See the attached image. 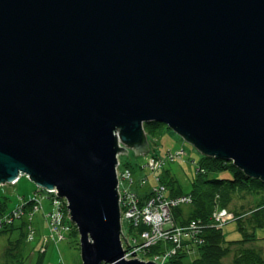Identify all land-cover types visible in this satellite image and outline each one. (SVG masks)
I'll return each instance as SVG.
<instances>
[{
    "label": "water",
    "instance_id": "95a60500",
    "mask_svg": "<svg viewBox=\"0 0 264 264\" xmlns=\"http://www.w3.org/2000/svg\"><path fill=\"white\" fill-rule=\"evenodd\" d=\"M150 122L264 182V0H0V185L57 189L83 264H156L117 177Z\"/></svg>",
    "mask_w": 264,
    "mask_h": 264
},
{
    "label": "trees",
    "instance_id": "16d2710c",
    "mask_svg": "<svg viewBox=\"0 0 264 264\" xmlns=\"http://www.w3.org/2000/svg\"><path fill=\"white\" fill-rule=\"evenodd\" d=\"M161 125L164 124L150 122L146 123L144 127L146 131L148 129V132L156 135L157 130L154 128ZM144 143L145 137L140 145ZM153 157L156 158L155 156ZM156 180L157 185L167 186L165 189L168 198H174L183 194L192 195L193 197L191 204L180 205L173 209V219L176 226H187L192 221L208 224L214 212L217 209L228 210L233 204L235 197L246 198L251 196L255 203L248 212H232L235 215L233 220L237 222L236 230L240 233V238L229 239L224 232V226L221 228L209 226L204 234L205 243L203 245L198 246L190 242L184 243L179 251L170 258L169 264H264L262 250L256 245L260 241L259 233L264 232V182L262 180L249 177L231 161L207 156L202 157L196 176L191 182L192 188L188 193H184L180 182L175 177H171L170 179L157 177ZM136 194L140 196V206H144L145 202L152 195V192L144 195ZM7 199V197L0 196L1 214H9L6 207ZM31 203H33L32 200H28L25 209ZM30 215L33 214L31 213ZM22 218L24 216L16 219L15 222H18L17 220H21ZM26 221L28 223V218L22 221L23 226H26ZM15 222L0 229V234L13 232L16 227ZM123 229L125 235L134 234V240L139 238V235L146 230V226L144 224L134 226L131 222H124ZM70 234L76 235L78 234V230L74 229ZM20 240V238H14L9 243H19ZM171 245V243L159 242L152 247L151 252L157 253L163 251L166 248H171ZM46 253L47 250L41 253L38 264H42L43 256ZM9 254L13 259L16 258L11 252ZM232 255V261L227 263V259H230ZM17 261L18 264L24 263V249L20 257L16 259V264Z\"/></svg>",
    "mask_w": 264,
    "mask_h": 264
},
{
    "label": "rangeland",
    "instance_id": "374dc122",
    "mask_svg": "<svg viewBox=\"0 0 264 264\" xmlns=\"http://www.w3.org/2000/svg\"><path fill=\"white\" fill-rule=\"evenodd\" d=\"M145 125V124H144ZM145 128V127H144ZM157 130V134L147 133L150 143V152L147 155H136L133 149L129 150L128 154L118 155L119 173L123 174L127 167L132 171L135 184L131 185L126 183V187L133 192L144 195L157 186V177L163 179H170L175 177L181 184L184 193H188L191 190V182L196 176L199 165L201 164L202 157L204 156L193 144L186 141L180 134L168 127L166 124L154 128ZM118 136V131L115 133ZM184 149V157L176 160L174 163H167L161 170L153 173L148 166L150 158L155 156L157 158L164 159L169 152H175L180 149ZM223 176V175H221ZM225 176V175H224ZM219 177V176H218ZM143 179H147V184L141 186L140 183ZM164 186V185H163ZM164 187H167L166 185ZM0 196L7 197V212H12L19 206L25 204L31 200L38 198L43 201V206L33 217L31 214L32 208H35V203H31L27 208L23 210L24 218L15 222V229L11 233L0 234V264H16L15 261L23 252L24 249V263L23 264H38L39 257L43 251V248L47 250V253L43 256L42 264H83L81 257L80 235H70L69 239L56 243L51 238L55 236H49L47 233L48 223L45 219V215L52 212L55 208L52 204V194L47 189H40L35 182H33L27 175H22L19 182L16 184H5L0 187ZM255 205L254 199L251 196L246 198L235 197L233 204L228 208L230 212H248L250 208ZM187 207V206H186ZM29 208L30 211H29ZM218 210V209H217ZM5 214L0 213V217H4ZM28 218L26 226L22 225V221ZM36 218V219H35ZM5 220L3 219V223ZM124 222L129 223L124 218L121 219L122 224V238L125 237L123 225ZM47 225V226H46ZM34 228V234L30 237V228ZM237 222L230 221L224 226V232L229 239H238L241 237L240 233L236 230ZM32 228V229H33ZM3 229V228H0ZM128 233V231H127ZM124 235V236H123ZM129 235V234H128ZM131 235V236H130ZM129 239L131 243H134V234L130 233ZM260 241L256 245L261 248L264 255V232L259 233ZM14 238H20L19 243L11 242ZM91 239V238H90ZM92 240V239H91ZM123 242V241H122ZM22 244V245H21ZM49 244V245H48ZM127 246V244L125 243ZM11 252L16 258H12L9 254ZM126 255V254H125ZM128 256V255H127ZM126 258V261L139 258ZM233 259V255L230 259H227V263H230ZM139 260V259H138ZM141 261V260H140ZM18 264V261H17ZM102 264H114L105 263Z\"/></svg>",
    "mask_w": 264,
    "mask_h": 264
},
{
    "label": "built area",
    "instance_id": "2783aa9c",
    "mask_svg": "<svg viewBox=\"0 0 264 264\" xmlns=\"http://www.w3.org/2000/svg\"><path fill=\"white\" fill-rule=\"evenodd\" d=\"M184 156L183 150L168 153L167 157L151 158L148 166L152 171H157L166 162H173ZM124 181L127 180L132 183V174L128 169L123 173ZM123 198L121 201L122 219L131 222L134 226L143 223L147 226V230L141 235V240H134L131 244L134 251L138 253L140 259L152 260L159 264H167L170 258L183 246L184 243L190 242L194 245H199L202 242V235L204 230L211 227H222L233 215L228 211H216L214 213L215 223L211 225L203 224L200 221H192L187 226H176L174 223L172 210L184 204H191L193 202L192 195H181L174 198L166 196V189L163 185H158L153 189L152 196L145 202L144 206L141 205L140 197L126 189V184L121 183ZM145 184V181H142ZM52 196V203L54 210L48 215L49 227L51 236L61 237L62 234L69 230L71 225V218L69 216V209L66 211V200L62 199L58 194V190H48ZM37 205L35 209H39L41 202L36 199ZM68 204V203H67ZM23 215V207H19L12 213L0 217V228L13 224L16 219L21 218ZM161 215L160 218L158 216ZM3 219L5 222L3 223ZM34 234L32 227L30 228V237ZM32 238V237H31ZM159 242L173 243L175 247L167 248L163 253L151 254L149 250Z\"/></svg>",
    "mask_w": 264,
    "mask_h": 264
},
{
    "label": "bare ground",
    "instance_id": "6f19581e",
    "mask_svg": "<svg viewBox=\"0 0 264 264\" xmlns=\"http://www.w3.org/2000/svg\"><path fill=\"white\" fill-rule=\"evenodd\" d=\"M144 130H145V128H144ZM146 134V136H147V139H148V141H149V138H148V135H147V133H145ZM118 139H119V141H120V144L121 145H123L122 144V141H121V138H120V136H119V134H118ZM149 146H150V143H149ZM170 153V152H169ZM175 161V160H174ZM232 162V161H231ZM121 165L120 164H118V166H117V177H118V190H119V195H120V209L122 210V204H121V201H122V198H123V195H121L122 194V184L121 183H123V184H126L127 182H129V181H127V180H125L124 181V179H123V174H120L119 173V167H120ZM128 168V167H127ZM128 171L131 173V170L130 169H128ZM132 174V173H131ZM21 177V176H20ZM20 177H19V179H20ZM19 179L17 180V182L19 181ZM130 183V182H129ZM135 183V179L132 177V183H130L131 185H133ZM126 189H128V188H126ZM128 190H130V189H128ZM68 202V201H67ZM68 205H69V203L67 204L66 203V211L68 210ZM69 212H70V210H69ZM161 217V215H159L158 216V218H160ZM71 218V217H70ZM121 218H122V215H121ZM209 223H215V218H214V214L211 216V219H210V222ZM74 229H77L78 230V228H77V226L75 225V226H73V227H71L69 230H67V231H65L63 234H62V236L61 237H53V238H51V240L52 241H55L56 243H58V242H60V241H64V240H67V239H69V237H70V233L74 230ZM207 229V228H206ZM206 229L204 230V233H203V235H202V242L198 245V246H201V245H203L204 243H205V232H206ZM78 233H79V231H78ZM80 235V234H79ZM126 236H127V238L129 237V235H127L126 234ZM126 236H125V238H126ZM81 237V236H80ZM121 238H122V235H121ZM122 241H123V248H124V250H125V254H124V256L126 257V258H129L128 256H130L131 258H134L136 255H138V253L137 252H135L134 251V249H133V247H131V245H129V244H127V242L125 241V239L124 238H122ZM80 243V242H79ZM125 243L127 244V246L125 245ZM80 246H81V243H80ZM171 247H175V245L172 243V245H171ZM179 251V250H178ZM128 255V256H127ZM137 259H139V260H141V261H145V262H149L150 260H146V259H140V258H137ZM125 260H128V259H125ZM152 261V260H151ZM154 262V261H153ZM156 263V262H155ZM156 264H159V263H156Z\"/></svg>",
    "mask_w": 264,
    "mask_h": 264
},
{
    "label": "crops",
    "instance_id": "0c3cea01",
    "mask_svg": "<svg viewBox=\"0 0 264 264\" xmlns=\"http://www.w3.org/2000/svg\"><path fill=\"white\" fill-rule=\"evenodd\" d=\"M147 153H149V152H146V153H144V154H140V155H145V154H147ZM47 226V225H46ZM44 234H46V233H44Z\"/></svg>",
    "mask_w": 264,
    "mask_h": 264
}]
</instances>
